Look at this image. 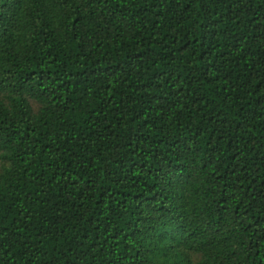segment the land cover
Instances as JSON below:
<instances>
[{
    "label": "trees",
    "instance_id": "16d2710c",
    "mask_svg": "<svg viewBox=\"0 0 264 264\" xmlns=\"http://www.w3.org/2000/svg\"><path fill=\"white\" fill-rule=\"evenodd\" d=\"M0 264H264V0H0Z\"/></svg>",
    "mask_w": 264,
    "mask_h": 264
}]
</instances>
